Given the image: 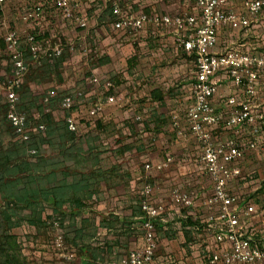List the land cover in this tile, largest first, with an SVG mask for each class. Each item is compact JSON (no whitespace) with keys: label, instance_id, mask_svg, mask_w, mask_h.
<instances>
[{"label":"crops","instance_id":"crops-1","mask_svg":"<svg viewBox=\"0 0 264 264\" xmlns=\"http://www.w3.org/2000/svg\"><path fill=\"white\" fill-rule=\"evenodd\" d=\"M115 1H118L122 11L134 17L140 14L183 17L197 13L193 0H81L86 10L93 7L94 11L88 15V30L78 31L54 10L53 0H42L35 5H18L22 14L35 6L45 7L44 3L47 2V10L44 8L47 13L27 25L19 23L18 27L25 30L18 29V32L21 36L34 33L43 48L65 45L70 57L64 64L63 83L56 87L57 91H65L68 96L82 92L84 98L80 108L83 110L97 103L103 104V112L96 120L97 126L89 127L84 120L78 132L82 138V156L97 158L93 169L102 174L97 188L99 191L90 200L78 202L77 207L80 208L81 217L93 222L91 227L97 226L93 233L83 231L84 235L93 237L101 229L108 233L107 238L98 241L107 243L104 252H108V256L101 261L107 264H117L119 258L143 245L139 230L141 212L138 193L144 184L155 186L153 202L163 209L165 222H156L157 239L164 237L165 244L171 245L178 239V234L183 237L187 232L188 238L194 241L199 236L193 228L208 213L205 201L212 193L211 183L204 174L200 160V145L190 136L184 118L186 107L191 102L190 87L195 80L193 57L177 48L175 33L170 29L151 24L139 30L114 29V18H104L103 12ZM242 1L228 0L226 11L244 17ZM16 2L19 3V0ZM14 17L10 18L11 21H14ZM258 19V23H251L247 28H221L214 51L222 54L230 48L240 47L253 57L264 59V34L256 33L264 28L261 22L264 12L258 15ZM11 24L9 26L14 28L11 30L16 31V23ZM4 70L6 75L8 69ZM93 77L100 82H112L114 89L109 92L96 91L90 84ZM216 80L217 93L212 105L222 119L213 131L214 141L253 139L251 127L226 126L228 111L225 100L232 95L241 100L244 95L224 75H219ZM70 82L74 83L71 88L68 86ZM256 85V101L264 113V67ZM49 86L32 84L30 90L34 95L45 96L50 90H47ZM107 95L120 98L119 102L104 104ZM80 108L66 112L60 106L54 107L51 111L54 123L48 129L50 137L55 138L58 128L65 127V117L80 113ZM85 112L82 111V115ZM174 116L179 118L180 135L172 125ZM33 127L29 125L28 128L31 130ZM88 146L95 149L90 150ZM168 158L170 162L157 170L156 166ZM262 161L264 148L259 146L256 151L246 153L232 164L239 168L241 177L233 180L228 190L242 198V205L256 203L260 196L256 186H247L250 182H246V179L256 174ZM146 166L149 168L146 169ZM173 189L193 191L194 206L186 208L173 203L170 196ZM173 236L177 238L175 241Z\"/></svg>","mask_w":264,"mask_h":264},{"label":"built area","instance_id":"built-area-1","mask_svg":"<svg viewBox=\"0 0 264 264\" xmlns=\"http://www.w3.org/2000/svg\"><path fill=\"white\" fill-rule=\"evenodd\" d=\"M5 1L0 0V6ZM193 1L197 13L183 17H173L168 14H140L134 17L122 11L118 1H115L112 6L113 14L117 19L113 23V28L124 31L139 30L151 24L170 29L175 33L177 48L193 57L195 80L190 87L191 102L186 107L184 118L190 136L200 145L203 171L212 187V193L205 201L208 213L193 230L208 239V244L211 245L210 251L205 255L209 264H264V241L254 227L259 222L264 225V194L258 197L256 203L242 205V198L231 194L228 190L229 184L241 177L239 168L232 164L243 158L246 153L256 151L259 146L264 148V113L256 101L258 96L256 81L264 67V59L253 57L249 52L242 51L240 47L230 48L222 54L214 51L218 31L223 27L247 28L251 23H257L258 15L264 12V0H243L244 17L226 11L228 0ZM53 5L63 20L69 21L76 28L88 30L89 16L81 0H53ZM43 14V7L35 6L31 11L23 14L21 19L27 23L41 18ZM36 38L32 34L21 36L16 31L6 32L4 36L10 69L6 75H0V92L3 93L7 105L6 120L14 128V142L28 141L27 133L30 131L27 127L26 115L17 109L19 100L17 91L27 72L20 41L25 40L34 56L43 54V56L57 57L65 49V45L62 44L52 49L42 48ZM219 75H224L231 81L232 86L241 90L244 95V99L241 100L234 95L225 100L224 105L228 111L226 126L251 127L253 139L239 141L234 138L214 141L213 131L222 119V115L217 114L212 105L217 93L216 78ZM90 84L98 92H109L114 88L112 82H100L95 77L90 79ZM53 94L49 91L43 101L48 102V98ZM75 97H65L61 109L70 111L80 108L84 96L78 92ZM119 99L114 95H107L104 104H113L119 102ZM102 112L103 104H94L86 110L84 117L81 111L66 116L64 125L69 132L78 133L84 120L89 127H93ZM178 121V116L172 118V125L180 135ZM45 130L42 124L33 129L39 133H44ZM169 162L168 158L164 163L157 165L156 169H162ZM148 168L149 166H146V169ZM154 191L153 184H146L139 193L140 206L144 213V220L139 229L142 232L143 245L122 257L119 264H153L158 249L155 223L165 222L162 207L153 202ZM170 196L173 203L182 207L188 208L195 204L193 191L181 192L173 189ZM105 235V231L97 233L98 241ZM102 243L103 241L100 242ZM54 244L61 252V257L68 261L75 258L74 251L65 249L60 234L55 237Z\"/></svg>","mask_w":264,"mask_h":264},{"label":"trees","instance_id":"trees-1","mask_svg":"<svg viewBox=\"0 0 264 264\" xmlns=\"http://www.w3.org/2000/svg\"><path fill=\"white\" fill-rule=\"evenodd\" d=\"M5 3L0 6V17L4 15ZM44 4L43 9L46 8L47 2ZM32 8L22 12L21 17L31 11ZM46 10L44 9L43 15L47 13ZM86 11L88 15H92L94 9L92 7ZM103 14L104 18H114L113 23L116 22L117 16L113 14L111 4L106 7ZM11 29L10 27L8 32L13 31ZM76 29L84 31V29ZM31 34L35 35L34 33ZM19 44L23 51V60L27 66V72L23 76L20 89L17 91L19 95L17 109L26 115L27 127L28 123H31L32 126L42 124L46 127L47 133H39L33 131L34 128H32L27 133L28 141H11L3 144L2 138L13 137L14 128L6 120L7 105L3 93L0 92V264H28L25 260L19 259L20 247L16 242V237L11 234L12 229L24 223L35 228H42L45 227L47 219L52 227L58 224L62 227L65 219L72 220L79 216V231L77 232L75 229L77 235L73 234V236H76L77 240L86 238L87 235H84L83 231L86 227H91L94 224L81 217L77 203L90 200L93 194L98 193L99 189L97 188L102 177L99 170L93 169V166L97 164L96 156H82V138L77 132H69L65 125L63 129L58 128L55 138L50 137L48 132L54 123L51 114L52 109L57 106L61 108L62 100L65 97L74 98L78 93L74 96H68L67 92H59L56 89L63 83V67L70 57L67 50L64 49L61 55L57 57L54 55L43 56V54L34 56L25 40L22 39ZM7 54L6 43L3 38H0V57L6 59L7 65H9ZM5 68L8 69V66ZM32 84L35 86L51 85L47 87V90L50 89L49 91L55 92V95L50 96L48 102L45 103L43 101L44 94L43 96L34 95L30 90ZM80 93L82 94V92ZM82 96L84 95L82 94ZM64 111L67 112V110ZM96 124L97 121H95L94 126H97ZM66 143L70 144L66 145ZM88 149L93 150L95 148L88 146ZM32 151L33 153H31ZM139 193L138 208L141 212L140 224H142L144 213L141 210ZM44 214L47 215L44 216ZM157 229V223H155L156 234H158ZM97 233L98 230L92 237L94 242L90 241L93 244L92 248L77 244L76 256L81 253L90 256L89 260L80 258V264L102 263H99V260L102 259L100 256H102L103 250L93 248L94 246L97 247L94 245L98 243ZM60 235L63 238L65 249H72L66 240L68 234L61 232ZM184 236L188 240L187 232ZM120 260L121 258L117 264L120 263Z\"/></svg>","mask_w":264,"mask_h":264},{"label":"rangeland","instance_id":"rangeland-1","mask_svg":"<svg viewBox=\"0 0 264 264\" xmlns=\"http://www.w3.org/2000/svg\"><path fill=\"white\" fill-rule=\"evenodd\" d=\"M16 1L18 0H6L5 8L7 9V12L5 10L4 15L0 17V37H4L6 32L10 30L9 26L11 23L14 24L16 32L20 35L18 32L19 30H25L24 28L20 29L18 27L19 23L29 24L28 22H24L21 19V11L20 8H18V5H26V4H39L42 0H19V3ZM25 2V3H24ZM23 3V4H22ZM8 6V7H7ZM26 7V6H25ZM10 10V11H9ZM14 17V21H11L10 18ZM261 22L264 23V20ZM258 23V22H257ZM12 25V24H11ZM264 27V26H263ZM14 29V28H12ZM19 29V30H18ZM14 31V30H13ZM123 31V30H118ZM261 32L264 34V28L261 30H257V34H261ZM26 34V33H25ZM4 39V38H3ZM8 66V72H9V65H7V60L0 57V75L5 74L6 72L4 69ZM7 74V73H6ZM68 86L73 87L74 83L70 82ZM92 86V85H91ZM45 89V88H44ZM114 89V88H113ZM41 92V91H39ZM37 93V92H36ZM38 94V93H37ZM40 94H38L39 96ZM81 107V106H80ZM89 108V107H88ZM87 108V109H88ZM81 109L82 111H86ZM86 115V112L83 114V117ZM32 126V124H28ZM44 126V125H43ZM35 128V126L33 127ZM46 128V127H45ZM44 133H47L46 130ZM13 142V137H4L2 138V143L6 144L8 142ZM260 168V169H259ZM256 174H252L249 176V178L246 179V182H250L247 186H253L257 187V193H260V195L264 194V161H262L258 166V171L255 172ZM47 213V212H46ZM51 213L49 212V215ZM47 214H44V216ZM48 215V216H49ZM79 219L80 217H76L75 219L70 220L69 218L64 220V223L61 226L58 225H52L50 224V221L46 219V225L42 228H35L32 226H28L25 223L21 224L19 227H16L12 229L11 234L16 237V242L20 247L18 257L21 261L25 260L28 264H80V258H84L86 260L90 259V256L86 253H81L80 255L77 254L78 252V245L82 246H89L92 248L93 244L90 243V241L94 242L92 237L84 238L83 240H77L76 236H73V234L77 235L75 232V229H77V232L79 231ZM69 226V227H68ZM73 226V227H71ZM258 226V227H257ZM255 231L259 232L261 235V240L264 241V225H261L259 222L258 224L254 225ZM99 228H102L99 225ZM85 231L89 234L92 231L94 232L93 227H86ZM104 230L101 229L98 231V233L103 232ZM68 234L67 237V243L72 248L71 251L75 252V258H73L71 261H68L60 256L61 252L55 247L54 239L57 235L60 233ZM92 232V233H93ZM108 233H106L105 236H103V239L107 238ZM164 237L159 236V239H157L158 243V249L154 256L153 264H209L206 259L205 255L210 251L211 245L208 244V239L202 235L199 234L197 238L194 239L188 238L190 242L187 241V237L177 235V238L175 236L172 237V239H177L176 242H174V245L172 246L170 243L165 244L163 241ZM102 239V240H103ZM83 241V242H82ZM98 242V240H97ZM161 242V244H160ZM106 242L100 244L95 243L93 248H99L98 250L102 251V256L100 258L108 256V252H104L106 248ZM78 244V245H77ZM102 250H101V249ZM99 260V263L102 261ZM91 262H94L91 260ZM96 262V261H95ZM102 264V263H100ZM256 264H262V263H256Z\"/></svg>","mask_w":264,"mask_h":264}]
</instances>
